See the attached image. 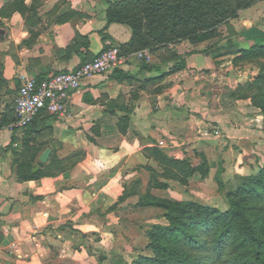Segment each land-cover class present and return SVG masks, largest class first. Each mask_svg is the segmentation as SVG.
Wrapping results in <instances>:
<instances>
[{
  "label": "crops",
  "instance_id": "1",
  "mask_svg": "<svg viewBox=\"0 0 264 264\" xmlns=\"http://www.w3.org/2000/svg\"><path fill=\"white\" fill-rule=\"evenodd\" d=\"M68 2L41 0L27 24L18 12L0 18V264H122L109 238L108 224L115 218L111 206L132 168L145 162L144 147L171 139L161 148L181 157L208 142L212 157L213 149L230 141L237 150L236 174L245 175L254 169L245 155L247 145L264 137L261 129L238 122L249 116L250 99L223 96L225 87H236L247 73L237 75L234 69L232 78L234 54L186 40L169 46L184 60L180 68H172L179 59L161 61L159 53L148 68L131 59L83 79L81 92L71 96L63 114L43 112L24 128L8 129L21 76L40 79L72 69L92 59L105 41L120 44L130 38L126 24L106 23V0ZM62 10L64 20L57 21ZM262 32L249 25L235 41L247 46ZM122 116L128 117L123 134L117 128ZM210 123L221 127V136L200 135ZM220 137L225 143H216ZM47 147L64 168L18 179L15 166L25 150L40 148L37 162Z\"/></svg>",
  "mask_w": 264,
  "mask_h": 264
},
{
  "label": "trees",
  "instance_id": "2",
  "mask_svg": "<svg viewBox=\"0 0 264 264\" xmlns=\"http://www.w3.org/2000/svg\"><path fill=\"white\" fill-rule=\"evenodd\" d=\"M59 1L69 4L68 0ZM255 1L109 0L105 19L107 24L119 22L130 28L129 40L115 43L121 53L141 48L153 52L164 49V60L179 59L172 67L177 69L184 60L169 44L182 39L195 44L216 37L222 24L236 17L239 9L247 8ZM40 2L32 0L26 5L25 0H6L0 6V18L18 12L26 24L30 23ZM64 13L63 10L59 13L57 21L64 20ZM102 38L105 40L107 36L103 33ZM233 53V65L258 60V71L238 82L236 87H226L223 96L229 101L249 98L264 115V42L237 47ZM143 68H148V64L141 63ZM127 126L128 117L122 116L117 124L118 131L125 133ZM39 149L25 150L15 166L18 179H37L51 174L52 168H64L63 160L52 151L47 162L32 172ZM143 154L160 168L158 171L148 164L139 165L150 172L149 188L166 189L167 180L184 183L200 166L207 164L203 155L200 163L193 164L191 157H176L157 144L144 147ZM71 155L78 157L79 153ZM126 190L124 183L122 193L111 209L123 200ZM225 197L227 208L221 210L194 199L171 200L149 193L143 196L136 204L160 208L167 222L148 225L145 236L151 254L139 256L134 264H264V165L253 173L234 175L228 182ZM102 258L98 256L100 261Z\"/></svg>",
  "mask_w": 264,
  "mask_h": 264
},
{
  "label": "rangeland",
  "instance_id": "3",
  "mask_svg": "<svg viewBox=\"0 0 264 264\" xmlns=\"http://www.w3.org/2000/svg\"><path fill=\"white\" fill-rule=\"evenodd\" d=\"M108 1L109 0H106V7L108 6ZM249 25L259 27L263 30L262 33L264 34V0H256L249 7L239 9L236 17L231 18L228 22L219 27L218 36L201 42L208 43L207 47H222L225 53L234 54L233 52L237 47L248 46L238 45L235 41V37L239 30ZM255 42H264V35H261ZM142 49H147L151 56L148 60H139L140 64L143 62L150 63V59L153 60L154 56H157L156 53L160 54L159 58L161 61L165 58V52L161 54L159 48V50L156 49V52L151 51L149 48H141L138 50ZM257 62L258 60L242 61L236 65H233L231 62L233 73L234 69L237 75L247 72L246 75H242L240 79V81H244L252 76V74H248L249 71L251 73H257ZM232 78H234V76H232ZM250 105L249 116L245 119L239 118L238 122L250 128L264 131V115L259 108L252 105L251 102ZM257 113L262 114L263 118H258V115H256ZM220 130L221 127L218 128L217 123H210L200 135L204 137H212V135L221 136L222 133ZM205 131H208V133H204ZM170 140L171 139L166 138L164 142L167 143ZM255 141L253 143L251 142L252 144H248L247 146H249V149L245 151L246 157L248 156V158H250L254 168L250 173L255 172L261 165H264V137L256 139ZM216 143H225V140L223 137H220V140H216ZM224 145H218L219 147L217 146V148L213 149L212 157L208 155V150L210 148L208 142L205 143V146L203 145V148L195 146L191 148L190 151H185L183 156L191 157L193 164H198L202 161L203 158L201 155L204 156L207 164L200 166L184 183L175 180H167L168 187L166 189L148 187L150 172L143 167L141 168L139 165L148 164L160 171V168L152 160L145 157L146 160L144 163H140L132 168L129 172L131 174H129L126 179L127 190L125 191L123 200L112 209V212H115V218L108 224L109 238H112L116 251L122 256L124 260L122 264H134V261L139 256L151 254L150 248L147 247L148 240L145 236V230L150 224H163L167 222L160 208L136 204L139 200H142L143 196H147L148 193L171 200L194 199L202 204L216 206L221 210L227 208L225 192L228 182L232 181L234 175L237 173L236 164H234L237 150L233 142L228 141V143Z\"/></svg>",
  "mask_w": 264,
  "mask_h": 264
},
{
  "label": "built area",
  "instance_id": "4",
  "mask_svg": "<svg viewBox=\"0 0 264 264\" xmlns=\"http://www.w3.org/2000/svg\"><path fill=\"white\" fill-rule=\"evenodd\" d=\"M150 56L147 49L121 53L115 43L107 40L92 59L82 61L72 69L58 71L40 79L21 76L14 98V121L7 125L8 129L24 128L43 112L63 114L71 96L81 92L83 79L121 68L131 59L148 60ZM157 145L164 147L167 143L159 140Z\"/></svg>",
  "mask_w": 264,
  "mask_h": 264
},
{
  "label": "water",
  "instance_id": "5",
  "mask_svg": "<svg viewBox=\"0 0 264 264\" xmlns=\"http://www.w3.org/2000/svg\"><path fill=\"white\" fill-rule=\"evenodd\" d=\"M230 75L234 76L233 70L230 71ZM50 154V148H45L42 153L38 156V160L36 162V165L32 168V172L37 171L40 167L44 165V163L47 161Z\"/></svg>",
  "mask_w": 264,
  "mask_h": 264
}]
</instances>
